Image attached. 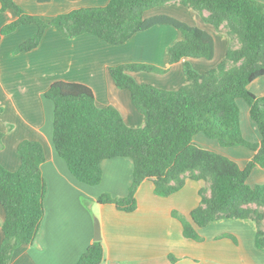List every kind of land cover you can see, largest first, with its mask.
Listing matches in <instances>:
<instances>
[{"label": "trees", "instance_id": "trees-1", "mask_svg": "<svg viewBox=\"0 0 264 264\" xmlns=\"http://www.w3.org/2000/svg\"><path fill=\"white\" fill-rule=\"evenodd\" d=\"M172 2L200 13L207 11L204 21L227 32L231 42L225 58L204 73L187 61L184 70L188 82L174 90L139 83L133 76L141 72L165 74L166 68L141 62L110 67L116 86L130 92L133 105L145 117L144 126L137 128L126 124L115 106L98 107L90 86L54 82L45 96L55 106V149L72 175L91 186L101 183L104 160L132 159L129 193L123 197L104 193L98 199L124 212L137 209V191L145 180H152L155 193L163 197L178 192L187 179L206 180L210 193L207 188L200 190L201 201L191 211V218L174 213L183 226L184 236L200 241L202 237L196 227L204 228L222 219H251L257 225L256 246L264 251V183L255 186L248 183L254 167L264 168V95L249 89L252 82L264 76V2L110 0L105 6L78 8L45 20L24 10L17 0H0L3 11L10 9L17 15L0 30V40L21 25L36 24V34L21 43L16 52L37 48L45 31L52 26L69 38L91 33L119 45L156 25H170L183 35L182 40L169 47L170 64L183 59L212 60L216 53L215 38L206 29L170 15L145 16L148 10ZM240 99L250 106V116L261 135L258 143L243 135ZM199 133L222 147L245 146L255 154L241 167L235 160L199 145L195 141ZM18 153L21 164L16 171L7 170L0 163V203L6 213L0 223L4 234L0 264H10L18 247L35 243L45 215L44 146L39 141L23 140ZM103 259V242L96 240L77 264H102ZM170 259L176 260L173 256Z\"/></svg>", "mask_w": 264, "mask_h": 264}, {"label": "crops", "instance_id": "crops-1", "mask_svg": "<svg viewBox=\"0 0 264 264\" xmlns=\"http://www.w3.org/2000/svg\"><path fill=\"white\" fill-rule=\"evenodd\" d=\"M109 1L17 0V3L33 15L52 20L59 14L83 7L105 6ZM185 7L172 2L148 10L145 16L170 15L206 29L215 38L213 61L183 59L170 64L169 47L183 39L182 33L170 25H156L119 45L110 44L91 33L69 38L52 26L45 31L37 48L23 52H16V49L36 34V24L21 25L16 31L2 36L0 163L7 170L16 171L21 164L19 143L23 140L39 141L46 155L42 173L47 182L45 215L36 241L32 245L18 247L10 264H77L80 256L95 241L97 222L104 247L102 264H264V251L256 246L254 221L251 219H236L244 220L241 223L232 221L234 219H222L204 228L196 227L202 237L200 241L184 236L183 226L174 213L191 218V211L201 201L200 190L207 188L210 193V183L206 180L187 179L183 188L168 197L157 195L153 181L145 180L137 191V209L124 212L114 204H103L98 199L104 193L113 197L129 193L134 170L132 159L115 157L104 160L102 181L91 186L72 175L53 143L55 106L45 92L56 81L90 86L95 92L98 107L115 106L126 124L137 128L144 126L145 117L133 105L130 92L116 86L110 67L141 62L166 68L167 73L159 74L164 79L150 77L148 81L144 73L133 76L139 83L174 90L188 82L184 70L187 61L204 73L225 58L231 42L227 32L204 21L207 11L200 13L191 8L187 11ZM16 18L13 10L3 11L0 3V30ZM262 78L264 76L251 84ZM245 111L246 119L244 123L241 119V126L247 127L248 134L243 135L261 138L250 119V106ZM195 141L235 160L241 167H245L255 154L244 146L222 147L204 133L196 135ZM255 168L259 170H253L248 178L252 186L256 185L252 179L255 175L261 174L259 182L264 181V168ZM5 216V209L0 203V223ZM225 222H232L227 223L232 226L225 225ZM245 224L249 226L248 233L246 229L243 232ZM231 232L236 235V242L227 236ZM242 232L244 236L248 234L249 240L241 237ZM3 239V231L0 230V246ZM170 256L176 260L172 261Z\"/></svg>", "mask_w": 264, "mask_h": 264}, {"label": "rangeland", "instance_id": "rangeland-1", "mask_svg": "<svg viewBox=\"0 0 264 264\" xmlns=\"http://www.w3.org/2000/svg\"><path fill=\"white\" fill-rule=\"evenodd\" d=\"M259 1H262V0H259ZM262 2H264V0L262 1ZM184 9H186L187 11H191L190 10V8H184ZM173 27V26H172ZM174 29H176V28H174ZM177 30V29H176ZM224 31V30H223ZM235 44H237V43H235ZM219 57V56H218ZM213 61V60H212ZM141 73H144L143 74V76L149 81V80H151V78L150 77H155V78H160V79H164L163 77L164 76H160L159 74H154V73H152V74H147V73H145V72H141ZM259 83H261V86H259ZM256 85H258V87L256 86ZM249 89L253 92V93H255V94H257V95H259V96H263L264 95V78H262V79H259L257 82H255L254 84H251L250 86H249ZM240 101V104H241V106H242V108H241V119H242V122L244 123V121H245V119H246V114H247V112L245 111V108L247 107H249L248 106V103L245 101V100H243V99H240L239 100ZM249 113H250V111H249ZM249 116H250V114H249ZM250 119H251V121L255 124V126H256V128H257V131H258V136L260 135V132H259V130H258V127H257V125H256V123L252 120V118L250 117ZM242 132H243V134L245 133L246 135L248 134V131H247V127H243L242 128ZM250 133V132H249ZM251 134V133H250ZM244 137L247 139V140H249V141H251V142H253V143H258L259 141H260V139L261 138H259V139H257V137H256V135H249V138L248 137H246L245 135H244ZM260 137H261V135H260ZM245 147V146H244ZM246 148V147H245ZM248 149V148H247ZM255 169H257V170H259V168H255L254 167V169L253 170H255ZM252 170V171H253ZM260 175L261 174H258V176L260 177ZM258 176L257 175H255V176H253V180H255L256 182H253L254 184H261V183H264V181H262V182H259V178H258ZM252 183V182H251ZM232 221H240L239 223H241V221H244V220H236V219H234V220H232ZM227 223H232V222H225V225H228V226H232L231 224H227ZM243 223V222H242ZM253 223V225H254V227H253V237H254V239L256 240V233H257V225H256V223H254V222H252ZM264 227V226H263ZM242 228H243V232H244V229H246V232L248 233L249 232V226H248V224H245V226H242ZM243 232H242V236L241 237H244V238H247V240H249V236H248V234H246V236H244L243 235ZM226 235V234H225ZM229 238H231L234 242H236V240H238L237 239V237H236V235L235 234H233L232 232L231 233H228V235H227ZM256 243V242H255ZM263 251V250H262Z\"/></svg>", "mask_w": 264, "mask_h": 264}, {"label": "water", "instance_id": "water-1", "mask_svg": "<svg viewBox=\"0 0 264 264\" xmlns=\"http://www.w3.org/2000/svg\"><path fill=\"white\" fill-rule=\"evenodd\" d=\"M102 239V236H101V229H100V225L99 223L97 222L96 223V235H95V241L96 240H101Z\"/></svg>", "mask_w": 264, "mask_h": 264}]
</instances>
